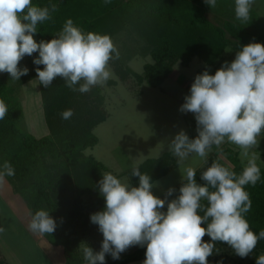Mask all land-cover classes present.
Listing matches in <instances>:
<instances>
[{"label":"clouds","instance_id":"clouds-1","mask_svg":"<svg viewBox=\"0 0 264 264\" xmlns=\"http://www.w3.org/2000/svg\"><path fill=\"white\" fill-rule=\"evenodd\" d=\"M215 8L217 0H205ZM255 0H235V18L250 19ZM57 5L40 7L32 0H0V73L19 80L28 74L19 67L25 56L33 59L39 84L49 88L59 77L72 91L87 93L93 87H103L111 78L109 62L119 59V51L107 34L85 33L66 20L62 30L49 41L34 39L38 24L52 18ZM178 63L174 68L178 69ZM79 85V87H77ZM194 114L198 135L190 139L181 129L168 142V150L180 164L191 155L205 163L213 148L223 152L221 145L229 143L248 157L256 149L264 133V44L252 42L236 52L233 61L224 62L215 74L208 70L198 74L179 109ZM8 114V106L0 99V120ZM73 110L61 113L64 120ZM257 158L247 159L240 174L219 159L201 173L204 184L196 181V169L186 167L181 173V187L169 188L165 198L154 195L156 184L148 173L133 165L131 176L138 177V186L122 182L105 172L98 182L104 209L90 215L98 226L103 241L98 252L83 243L86 264H106L105 257L119 259L129 247L146 245L143 264H209L208 257L219 253L217 243L227 244L235 255L245 258L264 240V229L257 234L251 229L246 214L252 201L246 186H255L261 178ZM15 175L12 165L5 161L0 168V186L6 177ZM166 206V211H162ZM202 225H206L202 226ZM38 235L52 234L57 227L50 212L38 210L28 225ZM4 229L0 228V232ZM210 242H205V236ZM256 264H264V254Z\"/></svg>","mask_w":264,"mask_h":264},{"label":"trees","instance_id":"trees-1","mask_svg":"<svg viewBox=\"0 0 264 264\" xmlns=\"http://www.w3.org/2000/svg\"><path fill=\"white\" fill-rule=\"evenodd\" d=\"M32 3L40 7L57 5L56 11L51 13L52 18L38 24V33L34 36L37 42L56 37L66 20L72 19L74 25L85 33L107 34L112 40L123 34L124 41L131 47V41L148 46L147 54L151 55L153 62L145 64L141 74L125 66L121 55L109 62L118 79L132 90L144 82L151 87L161 86L177 62L189 66L196 57L207 68L215 67L209 73L214 75L218 70L216 65L224 58L228 47L239 51L252 42L264 44V33L246 30L230 20H225L222 25L214 23L209 18L211 8L205 0H32ZM37 56L35 53V58ZM37 67L43 69V65ZM3 80L0 79V99L8 106V114L0 120V168L5 161L14 168L15 175L6 179L14 192L24 199L31 216L38 210L50 212L57 227L44 237L63 248L65 264H86L83 243L98 252L103 241L98 226L90 222V215L104 209L105 201L99 193L98 182L108 168L93 155H88L86 150L98 144L99 138L94 130L110 116L105 87L96 86L82 94L69 89L59 77L49 88L40 84L49 134L35 137L21 126L25 112L22 101L15 96L16 88ZM117 84L114 79L107 81L110 88ZM68 109L74 114L64 120L61 113ZM221 147L223 152L217 150L218 154H222L232 164V170L240 174L245 166L240 152ZM220 162L229 166L223 160ZM211 163L196 171L198 184H204L201 173ZM177 166L171 153L138 165L153 182ZM258 166L260 180L255 186H246L252 201L246 219L257 234L264 229V167ZM131 170L126 174L131 184L138 186V177L131 176ZM180 187L181 184L168 200L179 195ZM203 240L210 242V237L206 235ZM224 246L219 242L216 245L218 249ZM145 253L146 246L119 259L106 254L105 262L131 264L144 260ZM254 253L256 256L264 254V240L258 242ZM208 260H213V264L223 262L221 254L215 252ZM0 264H10L1 250Z\"/></svg>","mask_w":264,"mask_h":264},{"label":"rangeland","instance_id":"rangeland-1","mask_svg":"<svg viewBox=\"0 0 264 264\" xmlns=\"http://www.w3.org/2000/svg\"><path fill=\"white\" fill-rule=\"evenodd\" d=\"M253 5L261 13L264 12V0H255ZM234 8L235 0H217L216 7L211 8L209 16L212 14V19L213 17H215V20L223 18L225 21L230 13H235ZM119 37V39L112 41L119 54L124 58V65L131 67L140 74L143 73L145 64L153 62L151 55L147 54L149 53V47L144 43H133V41L130 42L131 47L129 43L124 41L123 34ZM236 52L237 50L228 47L224 53V58L218 62L216 67L219 69L224 62L233 61ZM34 58L35 53L33 56H25L20 61L19 67H27L29 71L27 75L22 76L19 80H12L7 73H0V79H4L3 81L10 86H14L16 88V98L22 101L25 112V118L21 123L22 128L35 137H42L49 134V128L45 120L40 84L36 80ZM214 68H207L196 57L189 66L178 63V69L174 68L161 86L151 87L147 82H144L138 89L132 90L118 79L110 67L112 73L110 79L118 82L114 88L107 87V82L104 85L110 116L95 128L94 133L99 138V142L96 146L88 148L86 153L93 155L97 160L104 163L108 168V172L120 175L118 179L122 182H130L126 171L131 169L133 165L138 166L150 158H158L165 153H171L167 144L181 129L186 132L190 139H194L198 135L194 114L182 113L179 109L184 103V97L190 94V87L195 77L205 70L211 73ZM131 79L133 83H137L134 78ZM221 146L239 151L240 159L244 164L247 163V159L255 156L257 164L264 167V133L261 135L258 147L250 151L248 157L242 156L241 150L235 145L225 143ZM174 158L177 160L176 157ZM217 159L223 160L231 168L233 167L222 154H218L215 148L210 153L207 163L193 154L178 164L166 176L154 182L156 184V187L152 190L154 195L163 199L169 188H177L181 184V173L184 168L192 167L197 171ZM122 173L123 175H121ZM174 198L176 196L169 200ZM2 204L0 201V209L3 208ZM162 211H166V206ZM7 220L3 213V219H0V228L4 229ZM3 235L7 239L12 233L4 229L3 232H0V241L4 239ZM23 239L20 235L19 237L16 236L14 240L19 245ZM28 248L18 246L23 256L19 259L20 264H43L36 257L39 251L34 247ZM139 248H141L139 245L129 247L120 254V258ZM219 250L218 255L221 254L223 258L222 264H256L257 256L254 251L248 257L241 258L235 255L227 244ZM144 260L135 261L131 264H143ZM209 264H213V260L209 261Z\"/></svg>","mask_w":264,"mask_h":264},{"label":"crops","instance_id":"crops-1","mask_svg":"<svg viewBox=\"0 0 264 264\" xmlns=\"http://www.w3.org/2000/svg\"><path fill=\"white\" fill-rule=\"evenodd\" d=\"M212 16L213 15L210 14L209 18L214 23L217 25L223 24V18H217L215 20V17L212 19ZM227 20L234 21L249 31L261 34L264 33V12L261 13L259 9H255L254 5L251 7L249 21L241 22L237 20L235 18V13H230ZM0 201L3 203V208L0 209V219H3L4 213L8 219L6 222L7 227L5 226L4 229L12 233L7 239H5L3 235L4 239L0 241V250L10 264L21 263L19 259L23 256L18 249L19 245L25 249H29L28 247L36 248L39 251L36 257L43 264H65V257L61 246L53 245L44 235L41 236L30 231L28 225L32 216L30 215L29 208L24 199L14 192L12 185L7 179L4 185L0 186ZM20 235L24 239L22 243L18 245L14 239L16 236L19 237Z\"/></svg>","mask_w":264,"mask_h":264}]
</instances>
